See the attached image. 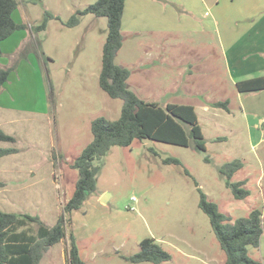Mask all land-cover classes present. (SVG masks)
<instances>
[{
    "label": "rangeland",
    "instance_id": "rangeland-1",
    "mask_svg": "<svg viewBox=\"0 0 264 264\" xmlns=\"http://www.w3.org/2000/svg\"><path fill=\"white\" fill-rule=\"evenodd\" d=\"M81 2L22 1L19 13L31 26L42 23L46 11L56 16L44 30H19L27 39L15 53L4 56L7 66L14 67L0 103L14 110L0 122V129L16 141L0 142V146H15L20 152L2 159L0 179L7 180V185L0 188V209L37 215L47 227L64 213L75 189L79 170L73 163L93 139L92 120L98 116L115 120L123 105L122 99L111 97L99 83L107 17L89 13L80 15L74 26L66 24ZM202 16L200 12L204 21ZM167 35L178 36L185 55L207 54L209 59H187L177 71L182 75L167 74L160 45H154L157 58L140 59L150 45L133 42L126 35L115 63L132 71L127 86L144 100L162 106L167 102L194 105L206 150L197 149L193 137L188 146L136 139L129 146H111L95 160L99 166L96 190L66 215L71 218L67 233H74L85 264H226L210 218L199 205V188L231 221L248 216L253 209L262 210L264 229V90L240 93L236 86L242 79L264 75V70L240 72L215 27L201 31L192 25L162 38ZM145 68L149 71L143 74ZM226 100L228 107L214 105ZM183 125L189 132L190 125ZM235 159L243 167L231 181H244L242 186L250 190L243 199L234 196L221 171ZM105 194L107 203L101 201ZM39 222L28 224L35 231ZM145 238H154L171 258L161 263L127 258L140 250ZM67 241L68 237L51 246L40 264H69ZM248 249L251 257L264 264V235L259 246Z\"/></svg>",
    "mask_w": 264,
    "mask_h": 264
},
{
    "label": "trees",
    "instance_id": "trees-1",
    "mask_svg": "<svg viewBox=\"0 0 264 264\" xmlns=\"http://www.w3.org/2000/svg\"><path fill=\"white\" fill-rule=\"evenodd\" d=\"M126 0H96L83 9H78L66 22L68 26L79 23V16L95 14L108 19V34L103 44L102 67L99 75L101 88L113 98L123 100L119 118L111 120L98 116L91 122L93 139L85 146L75 159L73 166L79 170V178L75 189L64 205V213L60 214L56 223L47 227L41 224L39 216L17 214L0 209V264H40L47 250L68 237L66 256L69 264H85L81 257L76 237L73 232L67 233L66 227L71 218L67 214L79 208L89 192L96 190V175L99 166L95 160L101 158L111 146H129L136 139H154L180 146H188L190 137L194 138L197 149L206 150L204 134L199 123L198 114L192 104L168 102L162 106L155 101H147L129 89L127 80L131 74L126 67L115 63V57L123 44L122 17ZM19 0H0V55H3L1 42L14 32L28 27L26 23L17 22L14 12ZM54 15L48 11L33 31H41L47 27L49 19ZM14 66L0 67V94L9 80ZM239 92H256L264 90V75L242 79L237 82ZM217 107H228V101H216ZM183 123L190 125L188 132ZM16 138L0 129V142H14ZM20 152L15 146H0L2 157ZM180 163L177 158L167 161ZM209 160V157H207ZM166 161V160H165ZM243 167V162L235 159L225 163L221 171L227 176V185L232 188L237 199L250 195V190L242 185L244 181L232 182L233 175ZM189 174V171L186 169ZM5 182L0 180V188ZM200 190L199 205L209 216L211 226L225 252L226 264H263L261 260L250 256L248 247L259 246L263 235L262 210L253 209L248 216L231 221L229 215L220 211L217 203L208 199ZM29 221L40 223L38 229L28 224ZM133 262L150 261L161 263L171 258L154 238L141 241L140 250L127 257Z\"/></svg>",
    "mask_w": 264,
    "mask_h": 264
},
{
    "label": "crops",
    "instance_id": "crops-1",
    "mask_svg": "<svg viewBox=\"0 0 264 264\" xmlns=\"http://www.w3.org/2000/svg\"><path fill=\"white\" fill-rule=\"evenodd\" d=\"M19 1L20 5L25 0ZM80 1H83L80 8L91 3L88 0ZM19 5L13 14L14 19L17 22L26 23L19 13ZM200 12L203 13L204 21L199 18ZM23 16L24 19H29L26 9H24ZM27 25V28H31V25ZM192 25L201 31L215 27L221 43L226 48V53L231 55L232 61L238 63L239 69L242 70L240 72L256 73L264 70V0H126L125 2L122 17L123 39L125 40V37L129 36L133 42L150 45L147 47L148 52H145L144 57L140 56V59L157 58L154 45H160L161 61L164 66L168 65L169 67L167 74L182 75L181 70L179 73L177 71L179 68H183L184 61L187 59H209L207 54L185 55L182 42L178 41L177 35L175 37L167 35L165 39L162 38L163 35L170 34L171 31L185 32ZM156 31L161 33L159 37L153 36ZM143 34L147 36L142 37ZM155 38L158 39L155 40ZM243 38L245 39L242 42ZM26 39V34L20 33L18 30L1 42L3 55H0V67H6L9 64L4 57L5 54L15 53ZM160 39L163 40L159 41ZM178 44H180V48L176 47ZM175 49L178 51L174 52ZM171 67H174V70H171ZM141 71L146 74L149 70L145 68ZM130 72L129 77L131 78L132 71L130 70ZM6 89L7 87L4 85L0 96ZM12 109L0 103V122L3 123L6 120ZM4 157L0 160V170ZM30 171L33 173V169ZM1 181L5 182V186L7 185V180Z\"/></svg>",
    "mask_w": 264,
    "mask_h": 264
},
{
    "label": "water",
    "instance_id": "water-1",
    "mask_svg": "<svg viewBox=\"0 0 264 264\" xmlns=\"http://www.w3.org/2000/svg\"><path fill=\"white\" fill-rule=\"evenodd\" d=\"M101 201L107 203V201H108V194L103 195L102 198H101Z\"/></svg>",
    "mask_w": 264,
    "mask_h": 264
}]
</instances>
